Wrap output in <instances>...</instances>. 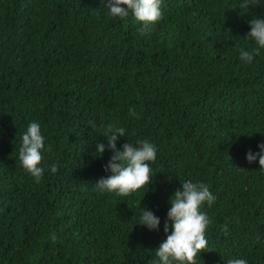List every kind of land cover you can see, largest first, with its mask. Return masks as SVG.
<instances>
[{"label": "trees", "instance_id": "obj_1", "mask_svg": "<svg viewBox=\"0 0 264 264\" xmlns=\"http://www.w3.org/2000/svg\"><path fill=\"white\" fill-rule=\"evenodd\" d=\"M241 3L162 0L141 35L143 22L112 17L107 0H0V264H158L170 199L187 180L216 197L202 207L211 223L197 264H264V170L246 158L264 143V48L239 58L258 47L247 35L264 0ZM32 121L51 146L39 184L19 162ZM89 121L124 127L118 149L156 146L149 186L95 189L113 153L97 152L107 138ZM141 207L159 230L138 223Z\"/></svg>", "mask_w": 264, "mask_h": 264}, {"label": "clouds", "instance_id": "obj_2", "mask_svg": "<svg viewBox=\"0 0 264 264\" xmlns=\"http://www.w3.org/2000/svg\"><path fill=\"white\" fill-rule=\"evenodd\" d=\"M255 4L256 0H243L240 8L245 9ZM124 5L126 7H123ZM161 5L162 0H107L106 7L109 9V15L120 19L127 18L131 12L137 21L143 22V26L138 30L139 33L147 35L150 26L163 17ZM249 24L251 31L247 38L254 40L258 47L251 50L239 48V58L245 63H252L254 57L264 48V19L254 18ZM129 115L137 116L134 108L129 109ZM89 125L94 130L99 127L102 135L107 138V145L97 144V152L102 155L107 148L113 153L105 165V171H110L112 174L100 178L95 183V189L99 192H113L118 196L127 197L149 186L152 182L150 162H155L157 158L156 146L143 140L138 142L137 146L125 143L121 150L117 148V141L120 137L126 136L124 127L115 122L97 125L95 121H89ZM258 147L260 152L254 154L250 150L246 158L249 163L259 158L261 170H264V143L261 142ZM45 150L51 151V146L45 149V137L41 126L38 122L32 121L22 134L19 162L37 184L40 183L45 172L41 166ZM57 170L55 164L51 166V172L56 173ZM215 200L216 197L205 183L192 180L182 183V189H177L170 199L171 207L164 223V232L170 234L156 251L158 264H197L198 254L208 248L206 230L211 223L207 213L202 211V207L205 203L211 207ZM138 223L156 231L159 230L161 220L152 211L141 207ZM222 230L226 235L228 234L227 225H224ZM227 264H248V261L243 258H232Z\"/></svg>", "mask_w": 264, "mask_h": 264}]
</instances>
